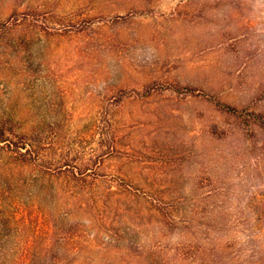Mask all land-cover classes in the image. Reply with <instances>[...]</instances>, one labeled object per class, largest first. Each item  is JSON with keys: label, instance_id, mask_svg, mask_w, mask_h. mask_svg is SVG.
<instances>
[{"label": "rangeland", "instance_id": "rangeland-1", "mask_svg": "<svg viewBox=\"0 0 264 264\" xmlns=\"http://www.w3.org/2000/svg\"><path fill=\"white\" fill-rule=\"evenodd\" d=\"M262 122L264 0H0V264H264Z\"/></svg>", "mask_w": 264, "mask_h": 264}, {"label": "trees", "instance_id": "trees-1", "mask_svg": "<svg viewBox=\"0 0 264 264\" xmlns=\"http://www.w3.org/2000/svg\"><path fill=\"white\" fill-rule=\"evenodd\" d=\"M32 9H29V11H31ZM225 108H228V106H225ZM230 110L233 111V109L230 107ZM262 124L264 125V122H262ZM9 131L5 130V127H3L2 124H0V143L6 144V147L11 149L14 152L17 153L18 155V159L21 162H30V160L28 161L27 158L30 156L33 158V160H35L34 158H38L39 157V151H38V145L34 142V139L32 137H29L26 135V133H22V134H14L11 133L13 135H15L17 138H10L9 136ZM2 145H0L1 147ZM86 166H89L88 164ZM86 169V167L84 166L83 170Z\"/></svg>", "mask_w": 264, "mask_h": 264}]
</instances>
